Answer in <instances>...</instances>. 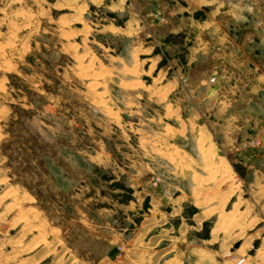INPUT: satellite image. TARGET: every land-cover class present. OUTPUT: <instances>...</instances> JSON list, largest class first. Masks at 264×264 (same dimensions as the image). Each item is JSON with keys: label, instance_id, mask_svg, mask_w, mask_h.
Wrapping results in <instances>:
<instances>
[{"label": "rangeland", "instance_id": "obj_1", "mask_svg": "<svg viewBox=\"0 0 264 264\" xmlns=\"http://www.w3.org/2000/svg\"><path fill=\"white\" fill-rule=\"evenodd\" d=\"M65 1L0 0V264H264V180L251 184L264 162L238 160L242 149L264 157V88L232 104L248 116L224 144L212 102L166 97L160 74L144 72V55L135 52L133 70L112 58L129 63L132 38L89 31L125 15L91 5L84 31ZM243 3L264 28V0ZM151 197L162 204L152 208ZM112 199L139 206L129 218L97 214ZM157 209L162 225L149 230ZM104 221L141 224L139 238L127 244L126 232L107 243L96 237L112 232L95 227ZM157 238L166 239L155 246Z\"/></svg>", "mask_w": 264, "mask_h": 264}, {"label": "crops", "instance_id": "obj_2", "mask_svg": "<svg viewBox=\"0 0 264 264\" xmlns=\"http://www.w3.org/2000/svg\"><path fill=\"white\" fill-rule=\"evenodd\" d=\"M91 5L125 15L123 24L106 22L99 26L96 24V27L89 25V31L95 30L103 33L104 36L133 39L132 44L128 46L129 63L117 53L112 55L115 61L120 62L119 68L133 70L135 52L144 55L140 63L144 72H154L155 77L160 74L163 79L161 87L168 89L166 97L172 92H178L182 94L183 100L193 102L208 100L213 103L212 110L216 106L218 124L215 121L212 123L219 126L218 131L224 136V144H230L227 140L230 139L228 135L243 129L245 125L239 124L238 120L248 116L247 112L245 113V107H232V104L253 100L257 90L264 88V43H259L264 38V28L258 24L261 23L260 20H257L256 25L250 22L247 13H243V10H248V4L243 3V0H66L63 6L71 10L70 14L75 22L79 23L81 29L85 31V26L89 23L85 14H89ZM206 7L208 9H205ZM198 11H202L203 16H198L196 14ZM141 34L144 35L143 42L137 38ZM102 47L105 45L102 44ZM109 50L115 51L114 48ZM181 54L184 57L180 58ZM164 58L170 62L168 64L163 62ZM204 61L208 63V66L201 69L196 76L193 75ZM169 70H172L171 76ZM211 77H214L213 82L215 81L213 87H209L208 83ZM245 77H247L246 80ZM204 82L208 85L207 89L204 93L198 94L197 88ZM240 86H246L242 92L239 89ZM214 117L216 118V115ZM250 119L251 117L245 118V121L248 122ZM255 119L257 118H253L257 124L258 121ZM259 132H263V129ZM261 146H264V140ZM256 155V151L252 149H242L238 152V160L248 167L264 162V157ZM112 173L115 178L120 177L114 174V171ZM263 180L262 175L255 174L251 184L260 185V181ZM100 196L107 199L113 198L109 193L104 192H100ZM176 198L169 197L166 202L182 204L184 199ZM151 199L155 202L151 204L152 208L162 204L154 197ZM116 201L112 199L115 207L108 206L106 203L100 205L97 214L107 216L120 210L126 218H129V213L139 206L138 201L124 204H118ZM180 208L178 206L175 214H179L181 225L184 218ZM158 211L150 216L149 230L154 228L157 230V227L162 225L161 214H159L161 211ZM199 213L200 211L194 213L192 217L195 218ZM124 224L120 222L117 225H111L108 221L96 224L94 226L101 231L112 230L108 234L98 233L96 237L111 244L113 241L123 240L127 232L126 235L131 234V237L128 240L125 239L126 243H135L139 238L142 225L129 227ZM159 234L158 232L151 234L150 238ZM163 239L166 238H157L154 245L157 246ZM166 252L169 251H164L162 254ZM85 260L77 257L71 262ZM255 263L258 262L252 260L249 264Z\"/></svg>", "mask_w": 264, "mask_h": 264}, {"label": "built area", "instance_id": "obj_3", "mask_svg": "<svg viewBox=\"0 0 264 264\" xmlns=\"http://www.w3.org/2000/svg\"><path fill=\"white\" fill-rule=\"evenodd\" d=\"M209 80L213 81L214 77H211ZM242 262H243V258H238L233 264H242Z\"/></svg>", "mask_w": 264, "mask_h": 264}, {"label": "water", "instance_id": "obj_4", "mask_svg": "<svg viewBox=\"0 0 264 264\" xmlns=\"http://www.w3.org/2000/svg\"><path fill=\"white\" fill-rule=\"evenodd\" d=\"M238 243H235L234 246L237 247Z\"/></svg>", "mask_w": 264, "mask_h": 264}, {"label": "bare ground", "instance_id": "obj_5", "mask_svg": "<svg viewBox=\"0 0 264 264\" xmlns=\"http://www.w3.org/2000/svg\"><path fill=\"white\" fill-rule=\"evenodd\" d=\"M202 142V141H201ZM212 152V151H211ZM238 259V258H237ZM244 259V258H243Z\"/></svg>", "mask_w": 264, "mask_h": 264}]
</instances>
